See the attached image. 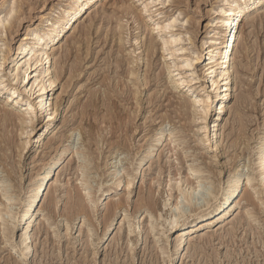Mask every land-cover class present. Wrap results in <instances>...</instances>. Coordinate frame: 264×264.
<instances>
[{
  "label": "rangeland",
  "instance_id": "1",
  "mask_svg": "<svg viewBox=\"0 0 264 264\" xmlns=\"http://www.w3.org/2000/svg\"><path fill=\"white\" fill-rule=\"evenodd\" d=\"M13 1L0 0V11L8 2ZM70 1L72 0H17L18 12L11 17L10 28L4 32L0 31L1 74L8 72L13 58L18 57L17 46L26 37L28 30L36 28L51 8ZM122 4L134 12L127 13ZM216 4L217 0H170L167 6L161 9L163 13L155 15L161 6H155L152 0H103L91 18L82 21L73 33L67 34L60 47L56 46L55 61L57 66H61L58 73L62 70V74L51 90L50 97H54L55 102V98L59 96L60 105L56 119L50 126V132L44 133L46 127L43 128V125L46 121L38 114L35 100L27 94H21L24 97L23 102L18 98L19 102L13 105L15 113H25L27 120H18L13 124L9 123L8 128H1L5 129L3 132L7 138L5 143H0V179L6 177V171L10 170L15 179V187L10 189L13 193L11 201L3 200L0 188V209L5 207L3 202L10 204V210L4 209L2 212L10 232L3 234L0 229V264H264V197L261 194L263 185L258 174V159L264 136V7L255 15L252 24L243 26L245 41L240 47L241 52L236 62L238 73L232 96V110L226 116L225 135L219 148L214 149L209 144L207 132L203 128V118L197 121L193 118L186 122L182 132L172 135L179 138L176 144H179L177 151L180 152V158L187 155L182 158V163H179L181 159L176 160L177 151H172L173 144H158L155 141L162 133V128L166 132L172 131L173 122L166 121L161 125L158 124L159 121L151 120V115L161 109L158 100L161 99L162 102L165 99V87L161 78L164 65L162 51L156 49L150 60L152 67L149 70L145 42L143 47L135 44L136 37H140V42L142 39L144 41L145 37L149 38L151 31L155 37L163 35L169 38L171 34L165 33L158 26L163 24L166 15L179 10L183 18L188 20L186 27L192 29L187 38H193V44H188L190 41L185 40L180 46L189 48L186 54L197 53L201 50L207 24L213 16L211 9ZM17 16L20 17L18 22ZM118 23L124 26V40L120 46L118 34L121 30L117 26ZM87 26L90 27L89 31ZM172 47L176 50L179 46ZM181 53L183 52H177L179 57L170 60L171 64L181 60ZM127 58H130V61L132 58L135 60L133 67L138 88L140 80H145L147 74L149 78L148 83L140 87L141 107L137 109L135 99L133 106H127L134 112L137 109L138 114L132 135L129 134L132 136L128 142L129 149L115 148L114 145L113 149L108 145L110 137L104 124L92 120L96 127L94 126L91 141L85 133L90 128L89 121L75 116V113L79 111L77 106L80 101L87 99L91 89L100 88L106 75L111 78L110 80L108 77L107 84L103 85L106 90L116 86L115 82L119 77L116 75L117 71L122 75V79L126 75L124 78L128 84L132 83L127 77ZM117 60L123 61L121 67L117 65ZM204 64L205 62L197 63L192 68L198 81H202ZM73 69L77 71L72 79ZM16 85L19 88L17 83ZM103 86L101 89L105 90ZM131 86V89H135L132 84ZM23 89L20 87L18 91L23 93ZM194 89L203 95L200 83L197 82ZM183 91L188 95L193 92H187V89ZM157 95L162 96L157 99ZM151 97L154 98V103L150 102ZM103 114L102 110L101 115ZM211 114H215L213 109L208 113L209 117ZM79 122H82L83 129L78 128ZM22 130H25L24 133ZM40 134L41 138L36 142ZM195 135H200L203 139L201 150L196 145ZM238 135L241 137L240 144L232 146L233 139ZM23 141L28 142L24 151L20 146ZM88 142H91V146ZM83 149L94 151L97 156H94L95 160L90 162L92 164L88 165L87 170L91 178L89 183L96 196H100L103 189L107 190L110 185L121 179L119 190L117 187L114 189L117 190L114 198L117 200L122 195L128 197L125 206L113 212L109 220L112 225L110 229L106 226L105 213L111 199H105L103 195L99 201L95 197L90 201L94 211L88 216L76 213L69 215L66 211L68 196L75 190L82 189L84 184L81 168L87 166L86 159L82 154L76 153L77 150ZM65 151L58 182L52 184L40 203V223L31 231L33 244L30 254L25 256L21 237L22 224L25 222L21 213L23 201L29 187L37 179V173L43 163L51 161ZM193 162L202 166V176L210 177L208 181L204 178L202 183L205 181L207 186H210V182L213 183L212 188L216 192L223 187L224 180L235 179L237 173L242 171L252 174L253 187L247 188L258 200L257 204L252 203L250 195L245 191L240 199V210L233 216L236 218L234 222H216L209 229L206 225L195 226V232L191 236L192 243L178 247L181 229L186 227L187 220L195 218L198 213L203 214L211 193L201 187L197 194H194L193 204H185V213L178 215L174 210V204L178 201L176 197L181 196L177 193L169 195L170 179L178 168L181 176L187 175V168ZM209 166L213 171H210ZM118 172L120 174L116 177ZM128 174L133 176L134 181L130 188L127 184L123 188ZM197 182L198 180H194L196 188ZM184 188L192 191L190 185L185 184ZM149 193L157 204L152 211L146 209L141 202ZM215 194L212 193V196ZM56 200L57 207L53 205ZM246 211L250 214L246 215ZM151 220L156 229L154 233L149 234ZM175 220L178 222L174 224ZM2 221L0 215V228ZM129 226L132 228L130 240ZM234 227L236 232L229 235L228 231ZM177 248L179 249L176 250ZM162 249L164 253L161 252Z\"/></svg>",
  "mask_w": 264,
  "mask_h": 264
},
{
  "label": "bare ground",
  "instance_id": "2",
  "mask_svg": "<svg viewBox=\"0 0 264 264\" xmlns=\"http://www.w3.org/2000/svg\"><path fill=\"white\" fill-rule=\"evenodd\" d=\"M102 1L103 0H72L67 2L65 5H56L51 8L50 12L47 13L46 16L42 18V21L38 26L28 30L26 37L19 42V45L17 46L18 57L13 58V64L9 67V71L5 74H1L2 71H0L1 144L3 142L5 143V139L7 138L5 132H3L5 129H1L2 127L8 128L7 125L9 123L13 124L18 120L21 122H25L27 120L25 113L17 114L15 113L13 107L15 103L19 102L18 98L20 101H24V97H22L21 94H27L35 100L34 104L38 114L43 116V120L46 121L43 125V128L46 127L44 133L50 132V126L56 119L60 105L59 96L55 98V102L54 97H50V95H52L50 94L51 90L54 89L57 80L61 78L62 74V70L58 73L61 66L60 64L57 66V62L55 61V55L57 52L56 46L60 47L67 34L73 33L82 21L91 18L93 13L96 11L98 4ZM114 1L123 2V0ZM169 2L170 0H159L157 3V0H152V4L155 6H161L156 10L155 15H161L163 13L161 9L165 8ZM122 6L124 7V11H127V13H130L131 11L134 12L133 9L128 8L126 5L122 4ZM148 6L149 5H147V8ZM17 7V0H14L13 2H8L4 9L0 11V18H2V20H0L1 32L6 31L8 27L10 28L12 24L11 17L18 12ZM263 7L264 0H217L216 6L211 9L213 16L207 24L208 28L205 32L206 35L202 40L201 50L197 53L190 52L189 54H186L189 48L180 46L184 44L185 40L190 41L188 44H193V38L191 36L187 38L188 33L192 32V29L186 27V22L188 20L183 18L182 12L179 10L166 15V19L163 24L158 26L162 31L164 30L165 33L171 34L168 36L169 38H166L163 35L155 37L153 36L152 31L150 32L149 38L145 37L146 39L144 41L142 39L140 42V37H136L135 44L141 45V47H143V42L146 44V59L149 62V64L147 63L149 70L152 67L150 60L155 55L156 49H160L162 51L164 59L163 71L161 70L163 72L161 74L162 77L159 76L160 74L157 76L161 77L164 82L165 99L162 102L161 99L158 100L159 103H161V109L156 111L153 116L151 115L153 118L151 120L152 122L159 121L158 124L161 125H163L166 121L171 123L173 122L174 127L170 132H166L163 128L161 129L162 133H160V136L155 139L158 144H164L165 142L168 144L169 142V145L173 144L172 151H177L179 144H176V141L179 140V138L172 137V135L182 132L187 121H190L193 118L194 121L203 118V128L207 132L209 144L214 149L219 148L220 141L225 135L224 122L226 121V116L232 110V96L238 73L236 62L237 57L241 52L240 47L244 43L243 41H245V30L243 29V26L246 24H252L255 19V15ZM18 20H20L19 16H17V22ZM117 26L121 30L120 33L118 32L119 34L117 33L119 35L118 39L120 46L123 44L124 40L122 33L124 26L121 23H118ZM87 29L89 31L90 27L87 26ZM173 45L179 47L174 50L172 49ZM178 51L183 52L181 53L183 54L181 60L171 64L170 60H176L179 57V54H177ZM126 61L128 62V69L126 71L127 77L132 81L131 84L135 87V89L132 88V90L131 84H128L129 82L127 83V79L125 80L124 77L126 75L124 74L125 76H123L122 79V75L118 74L120 72L117 71L118 73L116 75L119 77H116L117 82L114 80L116 86L108 87V90H106L103 85H106L107 78H110V76L107 77L106 75L102 81L103 84H100V88L91 89L87 99L85 101H80L78 104L77 108H79V111H77V113L74 112L75 116L77 115L82 119L86 118V121H89L90 128L85 132L88 134V137L86 136L88 139L91 138L92 141V134L95 126L92 122L97 121L98 123L100 122L104 124L105 129L108 130L110 138L105 135V137L109 138L108 145L111 147L114 145L116 146L115 148L122 147L123 149H129L128 142L131 140L130 137H132L129 134H131L134 126L133 124L137 119V109L141 107V103L139 102L140 87L147 84L149 78L147 74L145 80H140L138 88V82L135 79L136 72L133 67L135 60L132 58V61H130V58H127ZM122 62L123 61L121 60H117L116 63L120 66ZM204 62V71L203 75H201V78H203L202 81H198L196 72H193L192 68L195 64ZM0 68H2V63H0ZM76 71L77 70L74 69L72 70V79L74 78ZM197 82L200 83V88L204 91L203 95H200V93L194 89V85H196ZM102 86L105 90L101 89ZM20 87H22V89L24 88L23 93L18 91ZM183 89H187V92L188 90L193 92L188 95L185 93L186 91H183ZM161 96L157 95V99L159 97L161 98ZM133 99H135V105L137 107V109H135L136 112H134V110L132 111V108L130 109L127 107L129 105H134ZM153 101L154 98L151 97L150 102L154 103ZM212 109L215 111V114L213 116L211 114V117H209L208 113ZM102 110L104 113L103 115H101ZM153 110L154 108L152 111ZM75 123H77V121ZM81 123L82 122H79V129L84 128L83 125L81 126ZM178 124H180V126H178ZM22 131V133H24L25 130ZM42 134L37 137L36 142H39ZM194 138L197 147L201 150L200 147L202 146L203 139L200 135H195ZM239 138H241L240 135L233 139L232 146H238L240 144ZM261 142L262 145L258 159V174L259 180L263 185V187H261V194L264 197V136L262 137ZM60 143H62V141ZM89 143L91 144V142H88V144ZM20 146L22 147V151H24L28 146V142L23 141ZM89 151H86L85 149L76 151L77 154H82L85 157V163H87V166L81 168L82 175L84 177L82 189H78L75 190L74 193H70L68 196L66 211L69 212V215L70 213H76L88 216L91 211H94L91 209L92 206L90 205V201H93L94 197L99 201L103 195L105 196V199H111V203L108 205L105 213L106 226L110 229L112 225L111 223L109 224V220H111L113 212L121 207H124L125 203L128 201V197H124V195H122V197L117 200L114 198V193L117 191L114 189L118 188L119 190L122 185L121 179L116 181L114 185H110L107 190L104 191L103 189L100 196H96V192L93 191L92 185L89 183L91 178L89 174H87V170L88 165L92 164L90 162L95 160L94 156H97L94 155V151ZM178 151L175 153L177 155L176 160L180 161L181 159V162L179 163H182V158H186L187 155L180 158V152ZM65 155L66 151L60 156H55L51 161L43 163L37 173V179H35V182L29 187L28 194L23 201V209L21 213L25 222L22 224L21 237L24 244L23 255L25 256L30 254L31 244H33L31 231L40 223L38 222V210L40 203L46 196L52 184L54 182H58V174L60 173V168ZM209 163H211V161ZM209 168L210 171H213L211 166H209ZM187 170L189 172L183 177L181 176L182 173L178 168L177 172H174L170 179L171 183L168 185V191L170 192L169 195L177 193L181 196L176 197V199L178 198V201L173 207L174 210L177 211L178 215L185 213V204H193L192 201L195 198L194 194H197V191H199L201 187L211 193H209L210 198L207 201V208L203 214H201L202 212L198 213L195 218L187 220L185 223L186 227L181 229L178 247L192 243L191 236L195 232V226L200 227L202 225H206L209 229L210 226L216 222L217 224L225 222V220L234 222L236 218L233 216L238 210H240V199L245 191H247L250 195L252 203L257 204L258 198H256L247 188V186L253 187L252 181L254 176H252V174L241 171L236 174L235 179L228 178L227 180H224L223 187L216 192V190L212 188L214 187L212 186L213 183L208 182V185L210 186H207L206 183H204L205 181L203 182L204 184L202 183L204 178L208 181L210 177L202 176V173L204 172L200 164L193 162V164L188 166ZM6 172V177H1L0 179V188H2L1 196L4 201H11L13 199V193L10 189L15 187V184H13L15 179L10 170H7ZM119 174L120 173L118 172L116 177H118ZM194 180H198L197 188L194 187ZM133 181V176L128 174V180L124 183L123 188L126 184L127 187L130 188ZM185 184L192 187L191 192L184 188ZM212 193L216 194L212 196ZM141 202H143L146 209H149L150 211L154 210L157 205L151 193H149L146 198H143ZM3 204L5 207L0 209V215L3 219L0 229L3 234H8L10 232V228L3 218L4 215L2 212L4 209L10 210V204L5 202H3ZM53 205L57 207L58 200H56ZM248 214H250L249 211H246V215ZM176 217L177 214L175 213V218ZM176 222L178 221L175 220L174 224ZM129 227L128 239L132 234V228L131 226ZM149 228L151 229L149 234L154 233L156 226L152 220L149 223ZM235 232V227L228 231L229 235H234ZM178 249L179 248L176 250ZM161 252L164 253V250L162 249Z\"/></svg>",
  "mask_w": 264,
  "mask_h": 264
},
{
  "label": "snow or ice",
  "instance_id": "3",
  "mask_svg": "<svg viewBox=\"0 0 264 264\" xmlns=\"http://www.w3.org/2000/svg\"><path fill=\"white\" fill-rule=\"evenodd\" d=\"M159 2V0H157V3ZM13 7H14V5H13ZM0 20H2V18H0ZM173 22H175V21H173ZM250 183H251V181H250Z\"/></svg>",
  "mask_w": 264,
  "mask_h": 264
}]
</instances>
